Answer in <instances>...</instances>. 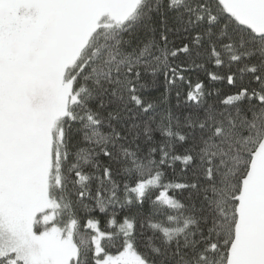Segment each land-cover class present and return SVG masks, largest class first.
Listing matches in <instances>:
<instances>
[{"label":"snow or ice","instance_id":"obj_1","mask_svg":"<svg viewBox=\"0 0 264 264\" xmlns=\"http://www.w3.org/2000/svg\"><path fill=\"white\" fill-rule=\"evenodd\" d=\"M0 264H264V0H0Z\"/></svg>","mask_w":264,"mask_h":264}]
</instances>
